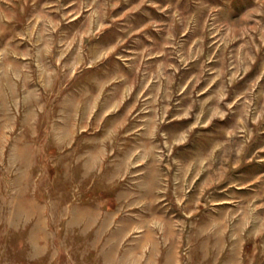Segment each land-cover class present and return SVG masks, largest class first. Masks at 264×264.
Returning a JSON list of instances; mask_svg holds the SVG:
<instances>
[{
    "label": "rangeland",
    "instance_id": "374dc122",
    "mask_svg": "<svg viewBox=\"0 0 264 264\" xmlns=\"http://www.w3.org/2000/svg\"><path fill=\"white\" fill-rule=\"evenodd\" d=\"M0 264H264V0H0Z\"/></svg>",
    "mask_w": 264,
    "mask_h": 264
}]
</instances>
